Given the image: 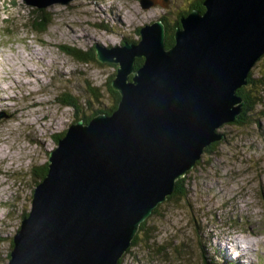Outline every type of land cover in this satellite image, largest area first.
<instances>
[{
    "label": "water",
    "instance_id": "95a60500",
    "mask_svg": "<svg viewBox=\"0 0 264 264\" xmlns=\"http://www.w3.org/2000/svg\"><path fill=\"white\" fill-rule=\"evenodd\" d=\"M23 1L44 11L71 0ZM204 6L181 17L171 45L159 19L140 28L138 43L95 45L101 62L119 64L118 105L73 122L51 150L7 264H117L177 180L224 137L216 129L239 117L237 90L264 55V0Z\"/></svg>",
    "mask_w": 264,
    "mask_h": 264
},
{
    "label": "rangeland",
    "instance_id": "374dc122",
    "mask_svg": "<svg viewBox=\"0 0 264 264\" xmlns=\"http://www.w3.org/2000/svg\"><path fill=\"white\" fill-rule=\"evenodd\" d=\"M169 1L148 6L142 0L56 3L44 9L51 21L37 32L30 26L35 7L0 0V264L9 260L4 254L23 211L31 208L35 172L49 162L58 145L55 135L80 120L61 94H73L86 102L84 107L88 101L94 108L113 101L109 81L119 64L82 62L68 47L89 51L96 44L109 49L125 41L138 43L143 25L160 17L173 22L179 6L193 0ZM260 58L250 69L254 77L264 71ZM90 84L99 87L98 99L88 92ZM256 110L253 123L244 119L216 129L225 139L211 142L213 148L206 147L184 175L188 194L160 202L146 218L138 243L117 264H208L205 251L219 264H243L237 245L251 257L246 264H264V103Z\"/></svg>",
    "mask_w": 264,
    "mask_h": 264
},
{
    "label": "trees",
    "instance_id": "16d2710c",
    "mask_svg": "<svg viewBox=\"0 0 264 264\" xmlns=\"http://www.w3.org/2000/svg\"><path fill=\"white\" fill-rule=\"evenodd\" d=\"M195 9H198L201 12L205 11L204 0H193L192 2H190L186 5H180L179 9L177 10L178 13L176 14L173 22L167 21L166 19L161 18V17L159 18V20H162L166 26V44L167 45H171L174 43V41H175L174 34H175L177 26L180 25L181 17L188 15L192 10H195ZM43 12L44 11H38V9H35L36 15H34V17H33V23L30 24V26L33 27L35 29V31H37V32L45 31L49 21H51L50 16L48 17L47 12L46 13H43ZM68 48H69V51L72 50L71 53L77 59H79L82 62H91L92 60L98 59L97 58V52H96V46H95V48L93 47L89 51H84L80 48H76V49H72L70 47H68ZM260 59H264V55H262ZM143 62H144V57L136 58V64H135L136 67H139ZM79 73H81V71H79ZM261 74L262 75H258L256 77H254L253 70L250 71V73L247 77V83L244 84L243 86H241L237 90L238 95H240L243 99V106H242V112L239 114V117L236 120H234L233 122L246 123L245 121L247 120L248 122L253 123L256 121V119H254V117H253L254 113L257 112L256 106L258 104L264 103V71L261 72ZM114 75H113V77H114ZM113 77L110 78V81H109L110 83L112 82ZM111 89H112L111 92L113 93V101H112V104L110 106H106V107L94 108V106H91L90 101H88L86 107H84L86 102H84V104H83L82 101L80 100V98H77L76 96H74L73 94H70V93H66V94L62 93L61 94L62 97L60 96V100L62 101V103L66 104V105L73 106L78 111V113L81 114V115H77L75 120L83 119L85 121H90L94 115L101 113V112L110 113L111 110H113L117 107V104L120 100V93H119V91L114 89V87L112 85H111ZM88 92L92 93L91 95L96 99H98L101 95V91H100L99 87L93 86L92 84H90L88 86ZM80 106L83 107L82 110L79 109ZM244 119H245V121H244ZM224 125H222V126H224ZM66 131H67V129L60 132V133H57L55 135V139H56L57 143L60 140V138L65 135ZM224 139H225V137H224ZM216 144H217V142L215 143V145ZM212 145H214V143H212L211 145H208L207 146L208 148L206 149V151L213 148ZM42 169L39 172H35L36 178H34V180L38 179L36 182V185L47 174L48 163H45L44 169L43 170ZM185 176H183L182 178L177 180L175 191L169 195L167 200L170 201V200L176 199V197H177V199L181 198V197L184 198L186 196V194H188L187 190H185V188L183 187L184 185L182 184L186 178ZM36 185H35V187H36ZM35 187H34V189H35ZM34 189H33V192H34ZM33 192H32V198H33ZM157 209H158V207L156 208L155 212L157 211ZM28 213H29V211H27V212L23 211L21 217L24 218ZM147 220L148 219H146L144 222L141 223L140 228H139L140 230H138V233L136 234V236L133 240V245L138 243L139 236H141L140 235L141 232L145 229V225H146ZM13 245H14L13 238H11L10 249L7 251V253L4 254V256L6 255L8 259L10 258V252H11ZM213 257H214V259L212 260L209 257L208 252L205 251V258L207 259L208 264H219V261H216L217 256H213ZM122 259H123V257H121V259L119 261L120 263L122 262Z\"/></svg>",
    "mask_w": 264,
    "mask_h": 264
},
{
    "label": "bare ground",
    "instance_id": "6f19581e",
    "mask_svg": "<svg viewBox=\"0 0 264 264\" xmlns=\"http://www.w3.org/2000/svg\"><path fill=\"white\" fill-rule=\"evenodd\" d=\"M160 4H161V3H160ZM161 5H162V4H161ZM151 6H153V5H151ZM145 9H146V8H145ZM143 26H144V25H143ZM174 35H175V34H174ZM246 242H247V241H246ZM221 247L224 248L226 251H229L226 247H224V246H221ZM229 249H230V248H229ZM237 250L240 252V255H242V257H243V256H246L247 253H248L247 250H245V248H242V247H240V246H238V245H237ZM239 252H238L237 254H239ZM237 254H236V255H237ZM242 257H241V258H242Z\"/></svg>",
    "mask_w": 264,
    "mask_h": 264
}]
</instances>
